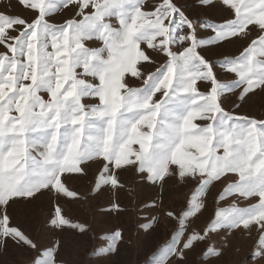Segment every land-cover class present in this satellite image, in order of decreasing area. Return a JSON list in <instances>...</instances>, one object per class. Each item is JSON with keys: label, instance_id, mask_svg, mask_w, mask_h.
I'll list each match as a JSON object with an SVG mask.
<instances>
[{"label": "snow or ice", "instance_id": "1", "mask_svg": "<svg viewBox=\"0 0 264 264\" xmlns=\"http://www.w3.org/2000/svg\"><path fill=\"white\" fill-rule=\"evenodd\" d=\"M196 6L227 18L198 26L176 0H16L27 15L0 13V243L34 253L31 264H59V242L34 241L12 225L9 209L45 194L77 198L66 182L88 177L95 163L93 194L124 189L128 173L157 190L158 202L142 211L160 210L173 228L145 264H188L201 244L208 262L221 255L212 237L237 231L264 264V119L236 114L264 98V0ZM63 10L72 15L51 23ZM236 44L237 54L206 56ZM169 181L195 185L179 213L164 206ZM220 186L213 218L193 228ZM144 220L145 231L159 223ZM47 223L56 233L87 231L58 204ZM100 239L105 256L124 242L119 229Z\"/></svg>", "mask_w": 264, "mask_h": 264}, {"label": "rangeland", "instance_id": "2", "mask_svg": "<svg viewBox=\"0 0 264 264\" xmlns=\"http://www.w3.org/2000/svg\"><path fill=\"white\" fill-rule=\"evenodd\" d=\"M176 2L185 6L186 11L198 26L203 21L221 22L227 18V14L220 8L210 11L199 9L196 6V0H176ZM5 5L10 7H5ZM0 13L10 16L27 15L16 7V0H0ZM71 15L70 11L63 10L50 18V22L60 25ZM247 43L244 42V46ZM88 46L97 45L94 42H88ZM241 48V44L227 48L213 47L206 53V56L215 61L222 59L225 54H237ZM149 70L154 71L155 66ZM217 71L219 72V69ZM221 78L230 79L223 75ZM133 86L138 87L139 84ZM224 106L226 109H231V99L226 101ZM236 114L264 119V98L253 97ZM96 171L97 165L93 163L88 169V177L71 179L66 182L68 189L76 193L77 198H62L55 201L45 194L30 204L13 205L9 209L12 225L21 228L26 235L38 243L58 241L60 244L57 256L59 264H145V261L170 238L173 228V225L160 215V210L151 213L142 211L145 204L154 198L158 202L157 190L141 182L134 183L132 174L128 173L120 177L125 184L124 189L113 192L105 188L93 194V179ZM194 188L195 185H174L172 181H169L164 193L165 208H171L179 213L186 206ZM221 188L222 186L212 189L213 195L207 198V209L203 215L193 221V228L203 230L213 218L216 207L214 196ZM113 203L120 205L119 214L112 210ZM57 204L67 219L85 225L87 231L84 233L72 230L63 233L52 232L47 222ZM226 206L227 202L221 205V207ZM240 206L246 205L241 204ZM146 216L159 217V223L154 224L150 231H145L142 227L146 223L144 220ZM116 229L122 231L124 242L120 245L117 254L105 256L100 253L99 249L106 247L107 242L102 241L100 237ZM209 243L221 252L219 258L205 262L202 253L208 245L201 244L189 252L188 264H256L251 255L253 239L247 233L237 231L235 235H214ZM33 256L34 253L16 246L11 240L6 246L0 243V264H31Z\"/></svg>", "mask_w": 264, "mask_h": 264}]
</instances>
